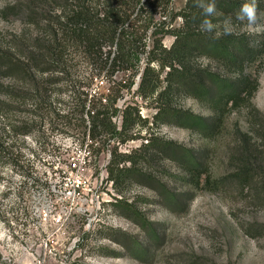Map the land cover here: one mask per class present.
Segmentation results:
<instances>
[{
	"label": "rangeland",
	"instance_id": "rangeland-1",
	"mask_svg": "<svg viewBox=\"0 0 264 264\" xmlns=\"http://www.w3.org/2000/svg\"><path fill=\"white\" fill-rule=\"evenodd\" d=\"M236 1L238 10L216 16L209 22L211 30H201L216 37L255 39L262 51L255 63L242 70L201 56L200 50L193 65L226 79H236L242 71L258 78L251 103L226 108L212 138L183 128L168 115L158 128L136 126L129 134L133 140L125 143L101 136L88 153L82 143L89 125L69 98L67 54L64 73L42 75L28 60L36 43L51 38L41 21L56 23L59 13L52 7L63 3L0 0V264H264V193L258 186L264 172V0ZM186 2L173 0L172 9L179 12ZM29 4L39 16L29 18ZM246 5L256 9L253 22L238 18ZM174 41L169 36L163 45L170 49ZM147 44L152 47L150 37ZM9 63L22 70H11ZM86 77L82 63L74 78ZM108 78L99 76L89 92L107 95L112 86ZM114 79L123 81L116 108L133 107L152 122L157 104L139 96L140 75L131 91L124 88L123 74ZM170 104L199 117L215 115L205 100L184 92L175 93ZM113 125H122L121 115ZM149 133L201 160L205 176L199 189L188 186L190 174L160 152L149 153L150 161L138 165L143 178L129 174L118 189L113 185V155L117 163L125 155H141ZM243 150L255 164V177L248 183L231 179L241 167ZM162 187L191 199L190 206L170 211L160 197ZM147 225L155 229L153 234L145 230Z\"/></svg>",
	"mask_w": 264,
	"mask_h": 264
},
{
	"label": "trees",
	"instance_id": "trees-1",
	"mask_svg": "<svg viewBox=\"0 0 264 264\" xmlns=\"http://www.w3.org/2000/svg\"><path fill=\"white\" fill-rule=\"evenodd\" d=\"M53 2L63 3L62 7H52V11L59 13L56 23L49 18L41 21L49 26L51 38L36 43L28 60L42 75L64 73L67 54V83L71 87L69 98L74 106H79L84 125H89L85 126L88 131L84 132L85 141L82 143L87 146L88 153L100 143L101 136H111L112 140L125 143L133 140L129 134L136 126L148 128L151 124L152 128H158L168 115L183 128L212 138L220 128L223 111L229 106L231 109L237 108L243 101L251 103L258 90V78H252L243 71L236 79H226L193 65L195 52L200 50L204 53L201 56L217 60L226 66L240 67L242 70L246 65L254 64L261 54L260 43L255 39L229 34L216 37L201 30L205 21L214 22L216 16H229L238 10L236 0H187L179 12L172 9L173 0ZM209 6L214 9L211 14L205 11ZM25 9L29 18L39 16L33 4ZM177 20L182 22L179 27L175 25ZM169 36L174 37L175 41L167 49L163 42ZM149 37L152 47L147 44ZM82 63L86 66L88 77L75 79ZM10 65L13 71L22 70L19 64L9 63V67ZM166 69L168 72L162 81L161 76ZM104 74L109 76L108 80L112 83L109 93L93 95L89 92L91 86ZM119 74L127 78L128 86L124 88L130 91L137 84L136 78L140 75L139 96L157 104V113L152 122L143 119L140 111L133 107L128 106L123 111L116 108L123 85V81L117 82L114 79ZM77 83L80 86L77 87ZM177 92H184L196 100H205L216 116L205 118L173 110L170 100ZM120 115L122 125H113L114 118ZM260 122L264 129V120L261 119ZM149 135L151 137L145 140L146 144L138 151L141 155H125L118 163L116 155H113L110 162V181L113 185L118 189L129 174L143 178L137 170L138 165L142 161H150L149 153L160 152L173 158L184 172L190 174L188 186L199 189L205 176L201 160L191 151L164 142L150 133ZM241 153V167L231 179L248 183L255 177L252 174L254 159L244 150ZM121 164L129 166L119 169ZM258 177L261 178L258 185L260 192L264 193V172H260ZM208 182L210 178L205 184L208 185ZM159 192L163 205L170 211L183 206L189 207L192 201L180 194L170 193L164 187ZM149 227L147 225L145 230L153 234L155 229Z\"/></svg>",
	"mask_w": 264,
	"mask_h": 264
},
{
	"label": "clouds",
	"instance_id": "clouds-1",
	"mask_svg": "<svg viewBox=\"0 0 264 264\" xmlns=\"http://www.w3.org/2000/svg\"><path fill=\"white\" fill-rule=\"evenodd\" d=\"M213 7L209 6L208 8H206V13L211 14L213 12ZM247 17V19L250 22H253L256 18V9L254 6H248L246 5L243 9H242V14L238 17L239 19H244V17ZM205 26L208 28V30H211L212 25L208 22L205 21Z\"/></svg>",
	"mask_w": 264,
	"mask_h": 264
}]
</instances>
